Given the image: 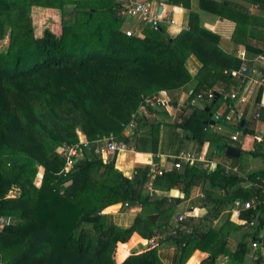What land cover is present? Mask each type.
Here are the masks:
<instances>
[{"label": "trees", "instance_id": "trees-1", "mask_svg": "<svg viewBox=\"0 0 264 264\" xmlns=\"http://www.w3.org/2000/svg\"><path fill=\"white\" fill-rule=\"evenodd\" d=\"M244 1L256 6L255 11L229 1L200 0V6L247 27L245 49L252 56H264V0ZM166 2L188 6V0ZM39 4L40 0H0V41L8 39L0 50V216L11 218L0 233L3 263L118 264V245L134 233L148 241L171 229L157 224L170 218L181 200L157 197V192L177 187L188 198L199 180L204 193L201 208L207 212L200 220L186 217L189 234L177 231L163 240L176 246L173 264H186L195 251L207 254L197 264H216L220 257L228 259L226 264H244L249 239L258 240L264 226L262 189L240 188L244 179L226 175L220 165L211 174L189 165L158 174L152 166L138 164L132 175L125 176L111 159L105 162L94 153L96 142L104 137L118 142L128 138L124 127L144 98L180 90L191 80L196 86L188 102L200 91L213 90L215 98L206 105L210 111L223 94L215 86L228 90L233 78L227 71L239 69L241 62L219 48L218 35L199 27L195 12L189 13L188 29L174 37L167 36L160 24L157 30L142 29L138 37L122 30L123 19L114 10L117 0H45L47 8L60 10L61 20L57 29L48 27L36 36L31 11ZM191 55L201 63L194 79L185 66ZM195 113L193 109L177 128L190 130L189 138L200 145L212 137L220 139L203 135L208 127L204 109L194 128ZM239 125L236 128L246 135ZM141 126L134 133L137 152L144 142L137 136ZM149 128V150L156 154L160 125ZM81 135L89 142L88 149L65 171V159L56 149L78 144ZM226 148L220 145L218 155L227 158ZM256 149L254 156H261ZM157 163L155 159L153 164ZM80 176L83 184L69 191L67 183ZM256 177L264 179V167L250 173L248 180ZM237 198L260 203L255 210L242 211L241 219L254 225H248L249 231L231 248L229 238L245 225L226 220L215 229L212 222ZM124 204L137 205L140 212L130 227L122 229L104 211ZM121 259L120 264H164L157 247L126 257L121 253ZM252 264H264L263 258Z\"/></svg>", "mask_w": 264, "mask_h": 264}, {"label": "crops", "instance_id": "crops-1", "mask_svg": "<svg viewBox=\"0 0 264 264\" xmlns=\"http://www.w3.org/2000/svg\"><path fill=\"white\" fill-rule=\"evenodd\" d=\"M142 2H147L149 4L151 15L159 18L160 25L164 27L165 34L170 37L178 35L181 31L188 29V18L190 12H195L198 15L199 27L208 32L214 33L219 37V48L226 54L234 56L235 59L239 60L242 64H245L246 67L250 70L256 71V75L247 77L245 79L246 88H252L255 86L254 81L262 78L264 71V56L257 55L252 56V53L248 52L245 49V46L249 42V29L241 24H235L234 22L220 17L218 14L211 12L209 9L201 8L200 0H188L187 7L171 5L166 2V0H138ZM217 3L229 1L232 4L241 5L244 8H247L249 11L254 12L256 6L248 3L244 0H211ZM116 2V0H115ZM117 3H121V0H117ZM209 7H212L209 4ZM119 6L115 5L114 10L117 11L119 15ZM32 23L34 27V32L36 36H40L44 30L48 27L57 29L60 20L61 12L60 10H55L52 8H47L45 6V0H40L39 6L33 7L31 11ZM120 17V16H119ZM121 18V17H120ZM122 19V18H121ZM122 30L127 31L131 30L133 32H140V23L138 21L123 19ZM264 30V28H263ZM255 42V40H253ZM245 58V62L242 63L241 58ZM186 69L190 76L194 79L201 70V63L199 60L191 55L187 58L185 63ZM240 68V67H239ZM235 70V69H230ZM231 87L228 90H224L221 99L218 101L210 111L206 108V105L210 104L209 101L198 102L193 100L191 103L188 102L189 95L196 86L195 80H191L185 87L180 90L173 92H160L155 97V102L148 107L146 111H142L140 108L137 110L136 114L138 119L136 120V129L140 125L143 126L138 132L137 136L139 139L143 140V144L140 146V150L137 152L133 149V141L136 138L135 130L131 134H125L128 138L124 142H121L125 145V150L127 154L133 156L128 158L127 154H121L120 158L122 162H127L125 165L126 170L120 169L115 162L116 168L123 172L125 176H130L133 173L134 167L138 164L140 165H150L153 170H172V157L176 156L180 152H194L198 155H205V158L209 161L207 164H196L194 167L197 170H205L207 174L214 172L218 165L226 166H236L241 174V176L248 175L250 173L262 170L264 163L255 168L252 167L248 162H245V165H241L240 157L242 156L243 151L246 152V155L252 159H257L262 157L264 159V108L259 109L258 102L256 103V97L247 95L248 100L246 104H239L234 100H230L229 94L233 92L239 81L236 78H233L231 81ZM260 87L257 88L256 93L259 91ZM215 90L220 92L222 88L220 85L215 86ZM200 92H214L210 91H200ZM264 94V92H263ZM260 94L261 100L264 101V95ZM193 109L196 110L197 115L193 116V126L196 128V122L200 116V111L204 109L205 113H208L207 121H204V124L208 127H204L203 135L212 137L215 136L216 132L213 131L217 124L223 125V127H230L233 130L230 134H219L218 141L219 143H212V139H207L202 145L195 142L194 139L189 138L191 134L190 130H182L177 128V125L180 123L181 119L188 118L191 116ZM260 113V118L256 119L255 114ZM262 114V116H261ZM219 115L220 120L216 121L215 116ZM225 118V121L222 119ZM144 121V122H143ZM212 121L215 123L212 124ZM239 126H244V130L248 131L246 135L243 132L239 131L236 128V124ZM151 124H159L160 128L158 130V151L156 154L150 152L148 146V136L150 134L149 126ZM242 125V126H241ZM141 126V127H142ZM220 130V129H219ZM236 132H240L237 142L230 140V137ZM134 134V135H133ZM133 135V136H132ZM132 136V138H130ZM130 139V140H129ZM259 143L260 145H256ZM220 145H226L227 148L232 147L239 151L238 158H224L215 154V150H219ZM240 149H238V148ZM180 148L179 152L177 149ZM226 148V149H227ZM256 148H260L262 152L261 156L255 157ZM123 151V153H124ZM119 154L117 155L116 161ZM113 160V157L109 158ZM157 160V164H153L154 160ZM240 176V177H241ZM243 178V177H242ZM84 177H78L77 181L67 183L70 187L69 191L76 188L79 184L82 185L84 182ZM244 179V178H243ZM245 182L241 183L240 188L250 189L249 182L244 179ZM153 182V177L151 178L148 186L150 187ZM203 181H196L195 186L190 190L188 198H184V194L181 191V188H172L169 192H157V197H165L171 199H180L181 202L176 207L173 215H185L186 217L193 216L196 220L202 219L207 212V209H203L202 203L204 201V193L201 190ZM66 185V186H67ZM236 189V188H234ZM177 190V197H171V191ZM219 194L224 195L223 190H219ZM244 200V199H243ZM233 202V201H232ZM232 202L227 205L221 211L219 217L212 222V226L215 229L220 228L226 220H230L231 223L238 224L236 219L233 216L234 208ZM140 212V207L137 205H130L128 207L116 205L110 207L104 211V214H111L114 224L122 229L128 228L132 225L137 214ZM241 213L239 218L241 219ZM173 215L170 218H164L158 222V226L167 225L169 228H172L176 225ZM175 216V217H176ZM242 220V219H241ZM240 225V224H239ZM249 227L245 226L239 230L240 236L232 234L229 238V246L235 248L241 237L240 232L248 230ZM160 234V233H159ZM158 235V234H157ZM156 236V235H155ZM166 238V237H165ZM257 238L260 242V247L256 250L257 253H260V256L264 261V226L260 229ZM147 242L136 233H134L129 241L124 244L118 245V252H121L126 256L131 255L132 253L139 254L148 248ZM252 239H249L247 244L251 246ZM146 243V245H144ZM159 255L164 264H173L174 255L176 254V246L171 241H162L157 245ZM250 256V254H249ZM207 257V254L200 251H195L194 254L189 259L194 262L200 263ZM188 260V261H189ZM226 257H220L217 259L216 264H226ZM250 263L252 260L249 258ZM188 263V262H187Z\"/></svg>", "mask_w": 264, "mask_h": 264}, {"label": "built area", "instance_id": "built-area-1", "mask_svg": "<svg viewBox=\"0 0 264 264\" xmlns=\"http://www.w3.org/2000/svg\"><path fill=\"white\" fill-rule=\"evenodd\" d=\"M119 15L122 19H130V20H136L140 23V32H133L131 30L125 31L126 36H138L140 37L142 34V29L146 27H151L154 30H157L160 24V20L157 17H154L151 15L149 4L147 2H142L138 0H121V3H119ZM242 63L245 62V58H241ZM256 71L250 70L246 67L245 64H242L239 69L237 70H229L227 71V75H229L232 78H236L239 81V85H237V88L231 92L228 96L230 100H234L239 104H246L248 97L247 95L257 97L258 92L256 93L257 88H262V94L264 92V76L258 80L254 81L255 86L252 88H246V82L245 79L247 77H251L256 75ZM220 93H223V90H220ZM264 95V94H263ZM215 98L214 92H199L196 94L195 100L198 102H207L212 101ZM155 97H146L143 99L140 109L142 111H146L147 107L151 106L155 102ZM259 109L264 108V101L261 100L258 102ZM255 118H260V113L255 114ZM138 119L137 114L134 113L132 115L131 121L125 125L124 132L125 134H131L136 129V120ZM215 120H220V116L216 115ZM126 134V135H127ZM240 135V132H236L234 135L230 137V140L233 142L238 141V137ZM79 143L75 145H66L63 144L59 146L56 149V152L62 156L65 159V171L69 170V167L72 166L73 162L82 157V151L83 149H88L89 142H87L83 135L79 138ZM97 146L94 150V153L101 155L104 158V161L106 162L109 158L113 157L114 154L117 153L120 154L125 150V145L121 142H118L115 140L113 136L104 137L103 139L96 142ZM209 161L207 158H205V155H198L194 152H180L176 156L173 157L172 161V169L175 170H181L183 166L189 165L191 167H194L196 164H207ZM223 168V171L226 175H237L241 176L238 168L236 166H226L221 165ZM165 172V170H158L155 173L161 174V172ZM246 181L249 182V186L251 187H258L264 191V179L260 177H256L254 181H249L247 175L241 176ZM264 202V199H263ZM260 202L256 199L252 198L249 200H243L241 198L234 199L232 202V206L234 208L233 216L238 219L237 223L240 225L245 226H253V222H249L247 224L246 221H243L239 218L241 211H247V210H255L257 205ZM125 207H128L127 204H124ZM187 220L185 215H177L175 217V223L177 230L175 228H171L169 230V233L165 234H158L156 236H153L150 240L147 242V246L149 248H155L157 245L162 242L165 237L170 235H176L177 231L184 232L186 234H189L191 231L188 227L184 225L185 221ZM11 224V219L8 217L0 216V233L3 231V229L6 226H9ZM258 239V238H257ZM251 247L255 251L252 256V262L257 261V259L260 257V255L256 252V250L260 247L259 240L252 239ZM0 264H4L2 259H0Z\"/></svg>", "mask_w": 264, "mask_h": 264}, {"label": "rangeland", "instance_id": "rangeland-1", "mask_svg": "<svg viewBox=\"0 0 264 264\" xmlns=\"http://www.w3.org/2000/svg\"><path fill=\"white\" fill-rule=\"evenodd\" d=\"M123 28V27H122ZM34 34H35V32H34ZM8 44V39H4L3 41H0V50H2V49H5L6 48V45ZM213 129V131L214 132H216V134H215V136H218V137H220L219 136V134L221 135V134H230V133H232L233 132V130L234 129H232V128H230V127H223V125H220V124H217L214 128H212ZM220 129V130H219ZM208 137L206 136V139H207ZM212 143H219V141L218 140H215V139H213V141H212ZM218 152H219V150H215V154H218ZM127 154V151H124V153L123 152H121L120 154H119V156H118V159H117V161H116V165L120 168V169H122V170H126L125 169V165H126V161L125 162H122L121 161V158H120V155L121 154ZM127 156H128V158H132L133 156H131V155H129V154H127ZM241 159H240V162H241V165H245V162H248L252 167H255V168H257V167H259V166H261L263 163H264V159L262 158V157H260V158H257V159H252L251 157L249 158L247 155H246V152L245 151H243V153H242V156L240 157ZM172 160H173V157H172ZM155 172H157L156 170H154ZM175 216L176 215H173V217H174V219H175ZM11 219V218H10ZM177 225H175V226H173V227H176ZM249 231V229L248 230H246V231H242V232H240L241 234L243 233H245V232H248ZM165 234H167V233H169V231H166V232H164ZM236 236H240V234L239 233H235V237ZM144 245H146V243L144 244ZM264 246V243H262V247ZM254 250L252 249V247L250 246V245H248L247 246V253H246V255H245V262H244V264H251L250 263V260H249V258L250 259H252V256H253V254H254ZM249 254H250V256H249ZM0 255H2V251L0 250ZM122 262V259H121V252H118V249H117V263L118 264H120ZM186 264H196V262H194L193 260H191V262H190V260L188 261V263H186Z\"/></svg>", "mask_w": 264, "mask_h": 264}, {"label": "water", "instance_id": "water-1", "mask_svg": "<svg viewBox=\"0 0 264 264\" xmlns=\"http://www.w3.org/2000/svg\"><path fill=\"white\" fill-rule=\"evenodd\" d=\"M130 21V19H128V22ZM212 124L214 125L215 123L212 121ZM242 126V125H241ZM126 142L127 141H125L124 142V144L126 145ZM225 156H227V157H229V158H238V156H239V151L238 150H236V149H234V148H232V147H229V148H227L226 149V151H225ZM116 158H117V153L116 154H114V156H113V160H112V162H113V164H115V162H116ZM177 194H178V191L177 190H172L171 191V197H177ZM145 242V241H144Z\"/></svg>", "mask_w": 264, "mask_h": 264}]
</instances>
